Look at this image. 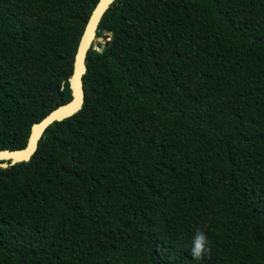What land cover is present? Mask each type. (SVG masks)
<instances>
[{"label": "trees", "instance_id": "obj_1", "mask_svg": "<svg viewBox=\"0 0 264 264\" xmlns=\"http://www.w3.org/2000/svg\"><path fill=\"white\" fill-rule=\"evenodd\" d=\"M99 1L0 0V150L71 100ZM103 30L82 109L0 167V264H264V0H115Z\"/></svg>", "mask_w": 264, "mask_h": 264}, {"label": "water", "instance_id": "obj_2", "mask_svg": "<svg viewBox=\"0 0 264 264\" xmlns=\"http://www.w3.org/2000/svg\"><path fill=\"white\" fill-rule=\"evenodd\" d=\"M115 0H100L96 5L80 40L75 56L73 74L70 79L72 98L66 103H61L59 92L56 93V108L40 122L32 127L28 143L25 148L19 150H0V167L6 168L17 163L29 162L39 148L40 140L46 130L55 122H61L78 113L85 102L84 75L87 72L86 60L91 48L103 52L111 41V34L103 30L102 44L97 37L100 22Z\"/></svg>", "mask_w": 264, "mask_h": 264}, {"label": "clouds", "instance_id": "obj_3", "mask_svg": "<svg viewBox=\"0 0 264 264\" xmlns=\"http://www.w3.org/2000/svg\"><path fill=\"white\" fill-rule=\"evenodd\" d=\"M210 242L205 232L197 229L191 244V255L194 260L203 259L205 254L210 251Z\"/></svg>", "mask_w": 264, "mask_h": 264}, {"label": "rangeland", "instance_id": "obj_4", "mask_svg": "<svg viewBox=\"0 0 264 264\" xmlns=\"http://www.w3.org/2000/svg\"><path fill=\"white\" fill-rule=\"evenodd\" d=\"M99 40L101 41V43H102V44L104 43V41H103V39H102V38H99Z\"/></svg>", "mask_w": 264, "mask_h": 264}]
</instances>
